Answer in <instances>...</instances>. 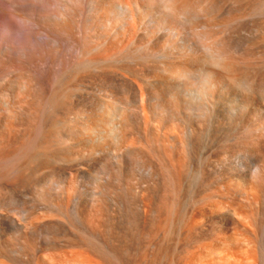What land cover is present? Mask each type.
Masks as SVG:
<instances>
[{"label":"bare ground","instance_id":"bare-ground-1","mask_svg":"<svg viewBox=\"0 0 264 264\" xmlns=\"http://www.w3.org/2000/svg\"><path fill=\"white\" fill-rule=\"evenodd\" d=\"M45 1L0 32V264H264V0Z\"/></svg>","mask_w":264,"mask_h":264},{"label":"rangeland","instance_id":"rangeland-1","mask_svg":"<svg viewBox=\"0 0 264 264\" xmlns=\"http://www.w3.org/2000/svg\"><path fill=\"white\" fill-rule=\"evenodd\" d=\"M33 2L34 0H0V32H35L37 28L33 20ZM42 30L44 31L41 28L39 32Z\"/></svg>","mask_w":264,"mask_h":264}]
</instances>
